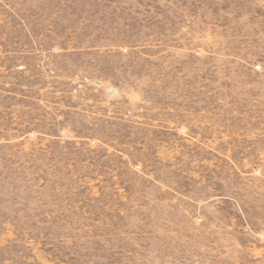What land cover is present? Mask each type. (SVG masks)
<instances>
[{"label":"rangeland","instance_id":"rangeland-1","mask_svg":"<svg viewBox=\"0 0 264 264\" xmlns=\"http://www.w3.org/2000/svg\"><path fill=\"white\" fill-rule=\"evenodd\" d=\"M0 264H264V0H0Z\"/></svg>","mask_w":264,"mask_h":264}]
</instances>
